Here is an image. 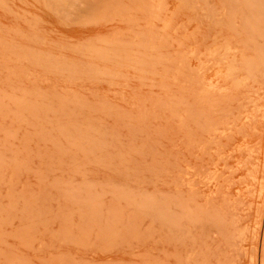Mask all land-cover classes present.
<instances>
[{
	"label": "rangeland",
	"instance_id": "374dc122",
	"mask_svg": "<svg viewBox=\"0 0 264 264\" xmlns=\"http://www.w3.org/2000/svg\"><path fill=\"white\" fill-rule=\"evenodd\" d=\"M0 264H264V0H0Z\"/></svg>",
	"mask_w": 264,
	"mask_h": 264
}]
</instances>
